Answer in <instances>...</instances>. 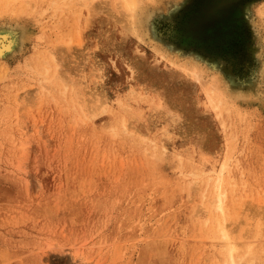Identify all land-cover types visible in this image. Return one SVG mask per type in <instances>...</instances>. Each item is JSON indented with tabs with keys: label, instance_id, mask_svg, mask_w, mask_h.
I'll return each mask as SVG.
<instances>
[{
	"label": "rangeland",
	"instance_id": "1",
	"mask_svg": "<svg viewBox=\"0 0 264 264\" xmlns=\"http://www.w3.org/2000/svg\"><path fill=\"white\" fill-rule=\"evenodd\" d=\"M77 1L0 0V29L24 23L27 34L0 60V264H226L210 203L223 162L230 212L240 204L229 231L261 242L249 264H264V75L249 95L264 24L259 35L246 25L247 44L222 60L209 56L249 98L221 111L124 28L131 0H95L76 23ZM170 1L134 2L154 38L179 46ZM48 51L65 78L44 77ZM66 82L84 87L80 103ZM90 90L106 103L93 108Z\"/></svg>",
	"mask_w": 264,
	"mask_h": 264
},
{
	"label": "bare ground",
	"instance_id": "2",
	"mask_svg": "<svg viewBox=\"0 0 264 264\" xmlns=\"http://www.w3.org/2000/svg\"><path fill=\"white\" fill-rule=\"evenodd\" d=\"M94 1H77L80 7L77 12L73 13L76 23H78L82 14V6L86 7L87 14L91 15ZM134 1L131 0L129 2L131 12L127 21L123 24L124 28L130 33H135L140 40H144L147 37V40L152 44L154 43V47L164 54L163 56L166 55L170 58L171 65L185 69L195 81L201 83L205 89L208 105L223 111L229 110L237 101L249 99L245 96L246 92L241 88V85L235 87L233 84L237 85V83L225 77L222 68L216 62H213L212 59L210 60L209 56L222 60L224 54L230 55L228 48H232L235 43L239 44V42H242L247 44L246 25L251 28L253 34L256 32L259 35L264 24L262 22L264 3L258 4L257 0H171L173 8L168 13L167 18L178 22L173 33L174 38L180 43L179 46H176L162 39L157 40L154 38L151 22L148 18L143 19V16L137 11ZM24 2L25 6H27V0H24ZM83 18L85 19V17ZM23 26L24 23H19L14 27L0 29V60L17 52L24 41H26L27 34H22ZM80 37L78 38L80 39ZM73 39H76V37ZM66 42L72 43V39L68 38ZM69 45H66L67 49H70ZM254 56L257 61V77L251 82L249 95L254 94V88L258 86L259 79H263L264 75V59L261 51H255ZM58 64L59 60L54 52L48 51V57L45 58L43 65L44 77H48L51 72L53 74L52 81H56L55 78H65L64 74L60 72ZM76 85H78L77 81ZM68 87H71V100L74 104L80 103L82 95L88 94L84 87H75L74 82L63 83L62 94L66 92ZM91 90L88 101L93 108L96 105L106 103L104 102L105 100L98 97L95 91ZM119 104L122 106L121 101ZM128 106V104L122 106L130 114L127 118H139L140 112L129 111ZM127 118L122 120V125L126 130L129 129ZM151 141L153 140L151 139ZM213 169L217 170V175L213 180L214 190L210 203L215 214L213 217L215 236L221 239L222 246L226 249L225 263L249 264L254 257L253 255H255L252 248H254L255 244L261 242H237L236 238L232 237L228 228V221L238 214L240 204L236 203L235 212H230L227 204V187L224 182V172L229 169L227 163L223 162L219 168L215 169L214 167ZM200 173L199 170L193 172L197 176ZM233 186L232 184V188ZM261 228L262 222H258L255 232L257 239L264 237V232H261ZM260 247L263 248L264 246Z\"/></svg>",
	"mask_w": 264,
	"mask_h": 264
}]
</instances>
